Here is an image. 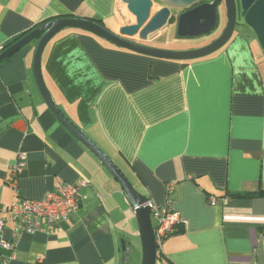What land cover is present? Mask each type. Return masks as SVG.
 Segmentation results:
<instances>
[{
	"label": "crops",
	"instance_id": "0c3cea01",
	"mask_svg": "<svg viewBox=\"0 0 264 264\" xmlns=\"http://www.w3.org/2000/svg\"><path fill=\"white\" fill-rule=\"evenodd\" d=\"M160 7L154 3L152 13ZM60 17L100 20L116 33L136 22L123 0H0V47ZM167 26L135 39L155 47ZM36 43L0 62V203L41 198L60 181L84 185L78 207L43 230L23 233L6 264H142L135 209L119 181L45 101L33 70ZM42 73L59 108L135 187L180 213L182 230L164 241L156 264H264L258 243L264 49L244 20L224 47L189 60L143 54L64 28L43 51ZM22 153L26 166L16 189L11 173ZM2 216L9 240L15 221L8 212ZM6 254L0 245V264Z\"/></svg>",
	"mask_w": 264,
	"mask_h": 264
},
{
	"label": "water",
	"instance_id": "95a60500",
	"mask_svg": "<svg viewBox=\"0 0 264 264\" xmlns=\"http://www.w3.org/2000/svg\"><path fill=\"white\" fill-rule=\"evenodd\" d=\"M128 9L136 16V22L124 25L119 33L113 32L99 21L86 17H60L35 27L17 42L0 52V62L8 58L27 44L37 41L33 70L37 85L57 118L78 138L113 174L127 194L135 209L142 242V264H156L158 245L155 240V227L148 197L143 195L132 183L122 168L94 140L78 127L59 108L42 73V54L50 39L64 28L73 27L90 31L108 41L143 54L177 60H189L209 55L222 48L232 37L238 24L237 0H123ZM244 22L256 33L264 49V0H238ZM154 3L161 7L152 13ZM199 3V4H197ZM195 6L188 8L192 5ZM224 4L226 26L219 37L201 47L168 50L138 42L147 40L168 23L177 19V33L180 37H196L215 29L220 19V6ZM125 249V241H122Z\"/></svg>",
	"mask_w": 264,
	"mask_h": 264
},
{
	"label": "built area",
	"instance_id": "2783aa9c",
	"mask_svg": "<svg viewBox=\"0 0 264 264\" xmlns=\"http://www.w3.org/2000/svg\"><path fill=\"white\" fill-rule=\"evenodd\" d=\"M26 166L25 154H20L19 161L13 166L10 184L17 189L18 176ZM84 182L67 183L60 181L54 190L48 191L38 199L21 198L16 203L4 207L0 203V245L4 250L10 251L9 255H2L1 262L6 264L16 256L15 244L23 233H34L43 230L48 225L67 218L79 205V194ZM173 184L168 186V193L173 191ZM215 198H211V203ZM152 219L155 227V240L159 247L173 234L176 224L181 221V215L168 201L160 206L149 200ZM9 213L15 225L12 237L8 240L3 236L5 218L3 213ZM258 243L264 245V223L259 234Z\"/></svg>",
	"mask_w": 264,
	"mask_h": 264
},
{
	"label": "rangeland",
	"instance_id": "374dc122",
	"mask_svg": "<svg viewBox=\"0 0 264 264\" xmlns=\"http://www.w3.org/2000/svg\"><path fill=\"white\" fill-rule=\"evenodd\" d=\"M220 12L222 13L221 16L223 17L222 21L218 24V26L215 29H213L209 33H206L201 36H196V37H180L178 36V33H177L178 22L171 21L170 23L167 24L168 26L166 25L167 27L162 33L163 35L161 36L159 41L154 42L153 44L156 45L155 47L157 48H162V49L164 48V49L169 50V49H176L181 46H187V45L188 46L200 45V44L205 43L206 41L216 39L223 32L226 26V22H227L224 4H221ZM224 15H225V23H224ZM240 19L244 20V18L242 17Z\"/></svg>",
	"mask_w": 264,
	"mask_h": 264
},
{
	"label": "trees",
	"instance_id": "16d2710c",
	"mask_svg": "<svg viewBox=\"0 0 264 264\" xmlns=\"http://www.w3.org/2000/svg\"><path fill=\"white\" fill-rule=\"evenodd\" d=\"M97 21H99V22H101L100 20H97ZM102 24V23H101ZM38 25H36L35 27H37ZM34 27V28H35ZM34 28H32V29H30V30H28V31H26L25 33H22V34H20V35H18V36H16V37H14V38H12L11 40H9V41H7V43H5L4 45H2L1 47H0V52H2L3 50H5L6 48H8L9 46H11L12 44H14L15 42H17L19 39H21L22 37H24L26 34H28L30 31H32ZM212 198V197H211ZM182 220L181 221H179L177 224H176V226H175V231L173 232V234H176V233H179L181 230H182ZM172 234V235H173ZM171 236V235H170ZM161 249V247H159L158 246V250H160ZM158 253H159V251H158Z\"/></svg>",
	"mask_w": 264,
	"mask_h": 264
},
{
	"label": "flooded vegetation",
	"instance_id": "af4514ba",
	"mask_svg": "<svg viewBox=\"0 0 264 264\" xmlns=\"http://www.w3.org/2000/svg\"><path fill=\"white\" fill-rule=\"evenodd\" d=\"M197 4H199V3H197ZM195 5H196V4H194V5H192V6L188 7V8H191V7L195 6ZM237 5H238V17H239L238 20H239V22H240V20H241V19H240V18H241V17H240V14H241V8H240V5H239L238 0H237ZM219 23H220V19H219ZM219 23H218V24H219ZM217 26H218V25H217ZM212 40H214V39H212Z\"/></svg>",
	"mask_w": 264,
	"mask_h": 264
}]
</instances>
